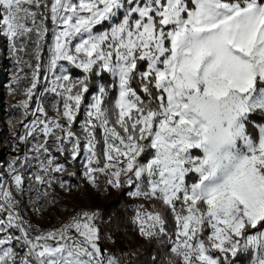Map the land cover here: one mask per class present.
<instances>
[{
    "label": "snow or ice",
    "instance_id": "1",
    "mask_svg": "<svg viewBox=\"0 0 264 264\" xmlns=\"http://www.w3.org/2000/svg\"><path fill=\"white\" fill-rule=\"evenodd\" d=\"M0 38V264H264V0H0ZM78 172L123 217L61 204Z\"/></svg>",
    "mask_w": 264,
    "mask_h": 264
},
{
    "label": "rangeland",
    "instance_id": "2",
    "mask_svg": "<svg viewBox=\"0 0 264 264\" xmlns=\"http://www.w3.org/2000/svg\"><path fill=\"white\" fill-rule=\"evenodd\" d=\"M5 47L9 48L10 46L4 38H0V101L3 102L4 99H6V100L11 99V100L17 102L21 97L16 96L15 98H13L8 92V86L11 83V77L13 74L12 75L9 74V71L5 66V61H4L5 58L3 55V53L5 52V50H4ZM65 64H66V62H65ZM66 66L69 67L70 69L72 68L70 65L66 64ZM9 133H10V130H9L8 122L4 121L2 123L0 121V157L5 156L6 153H8V151L10 150V144L9 143H11V140L9 138ZM4 139H6V140H4ZM1 160L2 159H0V161ZM0 164H2V163H0ZM80 178L82 179L81 176H80ZM62 191H63V195L65 197L60 202H61V204L67 206L68 208L98 207V205H96V203L97 204L98 203L99 204L110 203V202L115 201L120 195L119 193L115 192L114 190L111 191L110 195H101V194L97 193L95 189H92L87 184H86V187L85 186L73 187L72 191L70 193H66L64 190H62ZM99 208H101L100 205H99ZM53 212L56 213V215H53L49 219H35L36 223L42 225L45 228L51 227V226H58L60 223V220L57 219V216L62 219V218L67 217L68 215H70V213L68 211H65L64 209H60L59 211H57V209L54 208ZM45 216L47 217L48 213H45ZM107 245L109 247L120 249L117 244H115V245L107 244Z\"/></svg>",
    "mask_w": 264,
    "mask_h": 264
},
{
    "label": "trees",
    "instance_id": "3",
    "mask_svg": "<svg viewBox=\"0 0 264 264\" xmlns=\"http://www.w3.org/2000/svg\"><path fill=\"white\" fill-rule=\"evenodd\" d=\"M48 43H51V35H49ZM4 50H5V52L3 53V55H4V58H5V60H4L5 61V66L8 69L9 74L12 75L14 73V71H15V65H14V61H13V58H12L10 47L9 48L5 47ZM45 54L47 55V48H45ZM71 71H72L73 75H81L82 74L79 69L71 68ZM105 80L106 81H110L111 77L108 74H105ZM90 98H91V96H89V99ZM15 103H17V102H15V101H13L11 99H9V100L8 99L7 100L4 99L3 102L0 101V121L2 123L4 121L8 122L9 119H11L15 115H19V113L16 112V110L11 107V105H13ZM79 119H83V115H81V117ZM9 138H10V133H9ZM4 140H6V139H4ZM12 155H13V153L9 150L8 153H6L5 156L0 157V159H2L0 161V163H3L5 161L11 159ZM77 168H79V165H77ZM63 178L66 179V180H69L70 183L73 184V185H80L81 187L82 186L86 187V184L80 178L79 172H78L76 177H68V176L65 175ZM56 192L60 196L61 200L65 197L63 195V191L60 188L57 187L56 188ZM127 199L128 198L126 196H122L120 194L119 197L113 202L106 203V204L105 203H102V204H99V203L97 204L96 203V205H98V207L100 205L101 209H103V213H104L105 216H108L110 214H115V213L119 212L121 217H123V213L121 212V209H123L125 207V202L127 201ZM52 211H53V209H52ZM35 219H38V218H34V222L36 223ZM128 228L131 229V225L130 224H129ZM137 243H138V238L136 237L135 232L129 231L127 233V235L118 234L117 237H116V244L119 246L120 249H123L124 251H128L129 249L135 248ZM105 247H109V246L106 244ZM249 260H250V257H241L240 264H249Z\"/></svg>",
    "mask_w": 264,
    "mask_h": 264
}]
</instances>
